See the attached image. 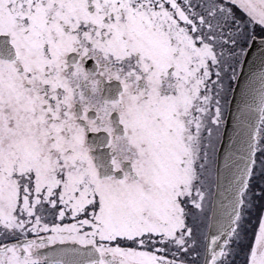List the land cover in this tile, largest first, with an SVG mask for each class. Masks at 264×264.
<instances>
[{
	"label": "snow or ice",
	"instance_id": "1",
	"mask_svg": "<svg viewBox=\"0 0 264 264\" xmlns=\"http://www.w3.org/2000/svg\"><path fill=\"white\" fill-rule=\"evenodd\" d=\"M0 264H264V0H0Z\"/></svg>",
	"mask_w": 264,
	"mask_h": 264
}]
</instances>
